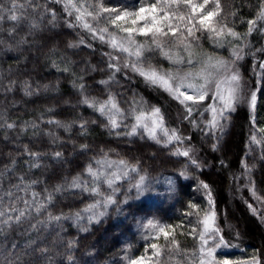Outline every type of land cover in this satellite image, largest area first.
<instances>
[{
	"label": "trees",
	"instance_id": "16d2710c",
	"mask_svg": "<svg viewBox=\"0 0 264 264\" xmlns=\"http://www.w3.org/2000/svg\"><path fill=\"white\" fill-rule=\"evenodd\" d=\"M71 1L0 0V197L5 209L9 204L24 209V201L31 205L24 223L0 235V264H125L144 253V247L153 254V264H195L202 241L190 235V226L210 212L230 251L250 250L244 264H264V0H218V7L217 0H208L202 11L217 14L206 24L211 23L220 38L224 35L225 47L212 45L215 37L209 26L198 25L195 38H185L191 48L226 62H234L233 53L238 52L241 97L222 121L223 129L205 127V117L193 116L197 112L185 120L182 112L193 109V102L178 103L136 71L129 72L116 47L104 42L106 34L118 31L116 24L107 13L97 22L87 12L93 11L92 5L99 9L124 0ZM138 1L187 13V26L195 22L189 18L190 6L182 2ZM13 4L21 7L10 12ZM12 14L18 21L10 20ZM85 23L108 33L101 40ZM229 29L238 38L229 35ZM146 40L143 55L131 64L168 66L152 38ZM85 98L89 104L83 103ZM110 99L119 109L116 128L98 110ZM209 99L210 94L195 106H209ZM139 109H159L164 129L169 135L175 130L197 152L198 163H192L191 154H174L180 139L165 145L162 131L156 133L160 143L150 139L137 126ZM133 126L137 134L126 135ZM56 152L62 156L55 158ZM106 160L136 167L145 177L146 191L137 197L121 185L104 215L89 222L85 210L99 196L90 191L88 168L95 171ZM77 177L83 184L73 188ZM39 205L44 207L37 213ZM138 215L168 223V237L150 243L137 238L132 227ZM56 216L62 218L50 219Z\"/></svg>",
	"mask_w": 264,
	"mask_h": 264
},
{
	"label": "rangeland",
	"instance_id": "374dc122",
	"mask_svg": "<svg viewBox=\"0 0 264 264\" xmlns=\"http://www.w3.org/2000/svg\"><path fill=\"white\" fill-rule=\"evenodd\" d=\"M138 2H139L138 0H124L123 2L121 1L119 4H117L116 6L112 5V6H104V7H107L110 9L115 8L120 13H123L125 11L128 13H135L139 11L141 7L149 8L151 6V5H141ZM194 4L197 5L198 3H194ZM171 8L173 7L157 6L155 11H146L142 13V16L144 17V19L136 18L137 23L135 25L132 24V19L134 18L133 16L124 17V19L117 21L115 23L118 31L115 34L114 33L106 34V37H105L106 41L104 42L107 43V45L109 44L108 46L111 48L113 47L111 46L113 38L115 39V43L118 45L115 48L116 50H114L116 52L117 58L121 60L123 65L128 64L129 65L127 67L129 69L128 71L132 72L131 63L132 61L137 62L138 58L134 54H130V53L135 52L136 44L143 45L144 47V42H145L144 40H146L147 37L152 38V33L150 32L147 35H145V34L140 33L139 31H136L130 35L129 33L123 31V29L127 27L139 29L141 27H144L145 25L151 26L152 18L153 16H155L156 26L162 28L164 32H167L166 36L157 34V37H156L157 40L162 43L164 51L172 55L173 59L178 58L182 62L173 63V60L167 59L165 55L163 54V52L161 51L162 55L168 60V66H161V67L154 66L152 67V69H156L160 74L172 73L173 75H178L181 77L185 76V74L187 73H192L193 75L188 77V82L196 85V88H199L201 85H203L204 88L207 89V95L210 94V99L207 102L208 104H206L209 106H205L208 108L203 107L202 109L198 110L199 106H195L194 104V108L192 109L191 113L192 112L194 113L197 112V113L193 116L198 115V117L202 119L205 117L206 122H204L203 124L205 127H210L209 126L210 122L213 120V116L216 115L211 111V108L215 107L217 109V113H220V115L216 116L219 123L221 124L223 120L226 122V120H228V116H226V114L234 108L235 102L241 97L242 83L240 82V79H239V88L235 93L237 99L232 101L231 108H224V101L228 99L229 94H230V89L235 87L234 83L229 82L230 76L232 74L239 73V71L235 67L236 65L235 62L237 59H235L234 62H228V61L226 62L223 58H220L218 56H214V55L211 56L208 54L201 53L199 51V48L197 47L191 48L190 46L188 48H185V44H188V41L185 40L186 36H188L187 31L183 29V27H181L179 24H177L179 22H177L175 18L177 17L179 18L181 16L185 17L184 19H181V23L188 28L191 26V28H193V31H196L198 29V25H200L199 19L201 18L202 15H206L207 11L206 12L202 11V9H200L199 7L197 8L195 12H193L192 9H190V12L188 11L190 13L189 18L194 20L195 22L192 24L193 26L191 24H189L190 26H187L188 23L185 22L187 13H184L182 11H179L177 13L174 11V9H171ZM165 13L168 14L167 17H165ZM106 16L111 18L115 16V13H107ZM194 16L196 17V20ZM209 20H207L206 22L208 23ZM208 26L211 29L213 25L210 23V25L208 24ZM170 28L175 30V36L172 34V31L169 30ZM217 32H218L217 30L216 32H212L213 36L215 37V39L212 41V45H214L215 48L219 49V48L225 47L226 41L228 40L223 39L224 35L222 38H220L219 36L220 34L217 35L216 34ZM173 36L176 38L175 40L173 39L170 40L168 38V37H173ZM130 40L133 41L134 43L129 48ZM121 46L125 48H129V51L122 52ZM231 51H233V48H231ZM218 61L225 62L228 65V71H225L223 67L218 66V63H217ZM138 66L144 68L145 70L149 69V68H145L142 65H138ZM197 74H200V75H197ZM177 82L178 81H172V80L169 81V83L173 85V88H175V85ZM218 83L220 84L219 93L220 95L224 97V100H220L216 96V93H217L216 85ZM152 85L161 89L164 93H166L170 98H172L176 102L181 103L180 100L176 99L173 94H171L169 91H166L165 88L161 86L160 84H152ZM180 91L185 92L187 95H192L194 97L198 95L196 89H189L186 86H182L180 88ZM180 99L182 100L183 97H181ZM111 101L112 103H114L113 100ZM108 102L109 100L101 104V105H105V104L107 105L104 114L108 117L113 116V118H115L116 120V117L119 115V109L117 108V106L116 108H113L112 103H108ZM188 102H193V101H185L184 103H181V104H187ZM200 102H203V101H200ZM101 105H99L98 108ZM152 113L153 111L147 112V110L139 109L135 117L138 115L142 116L143 123L147 124L149 127H152L153 120H158L160 118L159 115L153 116ZM182 114H183V118L187 120L190 113L185 111V112H182ZM223 128L224 126L222 127V129ZM212 129H215V128H212ZM160 132H161V129L157 128L156 133H160ZM180 141H179L180 143L178 144L177 148L174 151V154H177L178 152L182 153L183 151L188 150L189 154H191L189 159H192V161L194 160L198 163V159L200 160V158L198 157L197 152L187 147L186 144H184L183 138H180ZM120 162L121 161L106 160V161L101 162L99 166L97 167V169H95V171H92L93 173H96V176L95 177H93L92 175L90 176V179H91L90 191L92 193L97 194L99 197L93 203V204H96L97 207H95L94 209H91L90 211H86L89 217H93V214H95V216H98L99 213L104 212V210H106L111 204V203H108V197H111L113 201L114 194H116L119 191V189L121 188V185L125 184V189H128V194H131L132 191L136 192V189L133 187V185L139 181V178L141 175H139L138 170L135 172L131 170L134 166H129L125 163L121 164ZM125 173L127 174L125 175ZM113 174L120 176V179H115ZM108 179L113 180L111 187H109L107 183ZM103 187L107 189V191L106 190L103 191L102 190ZM93 189H95V191H93ZM87 209H89V207ZM259 209L260 208H258V211H260ZM209 214H213V212H210ZM200 216L201 218L199 219ZM200 216L197 218L198 224H196V226L195 225L190 226V228L193 230L190 235L196 236L199 240H200V234L203 232V219L205 215L203 216L201 214ZM263 218H264V215H263ZM149 221H152L154 224H156L157 228L153 229V228L146 227ZM161 227L164 228L165 231H167L169 235V231L171 230L172 227L168 223H165L157 218H154L153 216L138 215L136 221L133 223L132 229H133V232L136 234L137 238L141 239L143 242L150 243L151 241L158 239L159 237L163 235L159 231V228ZM213 227L216 228L215 216H214ZM217 236L220 237L219 233H217ZM198 244H200V246H197V252L199 253H198V258L195 264H200V259H205V264H208V259L205 258L208 246L203 245L202 242ZM209 244H211V241L209 242ZM145 250H147V247L146 248L144 247L143 249L144 253L140 254L138 257L133 258L131 260H126L125 264H130L132 260H141V258H143L141 260V264H153L152 263L153 254L151 252L146 253ZM159 250L160 248H157V252ZM250 255H251L250 250L233 252V251H230V249L225 246L215 248L212 253V256L215 259V264H222V261L224 260H228L230 264H244L246 261H248L249 258L247 257ZM129 258H130V255L127 256V259Z\"/></svg>",
	"mask_w": 264,
	"mask_h": 264
},
{
	"label": "snow or ice",
	"instance_id": "6c2138e0",
	"mask_svg": "<svg viewBox=\"0 0 264 264\" xmlns=\"http://www.w3.org/2000/svg\"><path fill=\"white\" fill-rule=\"evenodd\" d=\"M71 2V0H69V3ZM184 3L188 6L191 7L192 11L195 12L197 10V8L199 7L200 9H204V6L208 3V0H204V4L201 5H195L193 4L192 0H165L166 4L169 3H175V4H180V3ZM218 0H217V7H218ZM21 6L20 5H16L13 4L11 9H9V11H15L17 9H19ZM73 7H75V5H73ZM92 7L93 11L87 12L88 16H93V19L96 20L97 22L100 21V19L104 18L103 17V13H115L114 17L109 18L110 19V23L115 24L117 21H120L122 19H124V17L127 16H133L134 18L132 19V24L135 25L137 23V19H144V17L142 16V13L146 12V11H155L157 8V5L154 3L152 4L149 8H145V7H141L139 9V11L135 12V13H128V12H123L120 13L117 9L115 8H107V7H103V5L101 4L99 6V9L96 8V6L92 5L90 6ZM4 9L2 6H0V12H3ZM77 11H79V9H77ZM95 12V15H93V13ZM217 13L214 11H207L206 15H202L201 18L199 19V24L202 25L205 28H208V25L205 23L207 20L211 19L214 15H216ZM54 15V14H53ZM167 13H165V17H167ZM10 20L11 21H18V17L14 14L10 15ZM180 19H184L185 17L181 16L179 17ZM75 19L77 21L81 20V15H77L75 17ZM260 19L264 20V10L261 11L260 14ZM3 20V16H0V21ZM250 23H255V22H250ZM86 29H88L89 32H91L93 34V36H96L97 32L100 33L99 38L101 40L104 39L103 33L107 32L108 29L107 28H103V29H96L94 30L92 28L91 25H89L88 23H85L83 25ZM33 27H36V25H33ZM170 31H172V34L175 36V30L174 29H169ZM123 31L129 33L130 35L136 31H139L142 34L147 35L148 33H152V43L156 46V48L160 49L163 54L165 55V57L167 59L173 60V63H181L182 61L177 59H173L172 55H170L168 52L164 51L163 49V45L160 41L157 40V34L162 35V36H166L167 32H164V30L160 27L156 26V17L153 16L152 18V25L148 26L145 25L144 27H141L139 29H135L132 27H127L124 28ZM187 31V35L188 36H193L194 37V33H193V28L189 27L186 29ZM211 31L216 32L215 29H211ZM217 35L221 34L219 32L216 33ZM228 34L233 36V37H237L238 38V34L235 32H232L230 29L228 30ZM0 43H2V41H0ZM133 41H129V48L133 45ZM112 46L113 47H117L118 45L115 43V39L113 38L112 41ZM190 45L185 44V48H188ZM129 48H125L121 46V51L122 52H128ZM135 52L134 53H130V54H134L139 61V58L143 55L142 49H143V45L140 44H136L135 45ZM233 55L236 56L237 59H239V55L238 52L234 51ZM218 66L223 67L225 69V71H228V65L223 62V61H218ZM128 64H125L124 67H128ZM109 67H115L116 71H120V68L110 64ZM132 70L138 72L141 76H144L146 80H148L150 83L152 84H160L161 86H163L165 88L166 91H169L171 94H173L175 96L176 99L180 100L181 103H184L185 101H193V103H198L200 101H204L206 96H207V89L204 88L203 85H201L199 88H196V85H194L193 83L188 82V77L192 76V73H187L185 74V76L181 77L178 75H173L172 73H166V74H160L156 69H152L149 68L148 70H145L144 68L138 66V63H133L131 65ZM200 75V74H197ZM167 77V78H165ZM178 81L175 85V88H173V85L169 83V81ZM230 83H234L235 87L230 89V94L227 100L224 101V108H231L232 107V101L236 100L237 97L235 95L236 91L239 88V76L238 74H232L230 76ZM182 86H186L189 89H196L198 95H196L195 97L192 95H187L185 92H181L180 88ZM217 87V93L216 96L220 99V100H224V97L222 95H220L219 93V88H220V84L218 83L216 85ZM183 97V99L181 100L180 98ZM256 101V96L255 94L251 95V103L254 105ZM83 103L85 104H89V100L87 98H85L83 100ZM108 103H112L111 99L109 100ZM93 108H96V102H92V104L90 105ZM107 105H101L99 107V111L103 114L105 112ZM112 107L116 108V105L114 103H112ZM118 111V109H117ZM192 108L189 107L188 108V112L191 113ZM211 111L216 114L213 116V120L210 122V127L211 128H222L223 125H221L219 123V121L217 120L216 116L220 115V113H217V109L215 107L211 108ZM159 113V109H154L153 110V116H158ZM110 119V124L112 128H116L119 127V125L117 124V121L112 118L109 117ZM136 121H137V126L143 127L145 132L147 133L148 137L152 140H155L157 143H160V139L157 137L156 135V129L160 128L161 131L163 132V135L165 137H167V140L164 142L165 145H167L168 143H171L173 140H179L180 137L175 133V131L172 132L171 135H169L168 130L164 129L162 126V118H159L158 120H153L152 127H149L147 124L143 123L142 121V116H136ZM137 126H133L131 128V131L126 133V135H136L137 134ZM7 127H12V125H7ZM83 127V126H82ZM86 147V146H85ZM30 155H35L33 153H29ZM177 154L179 155H183L185 157L189 156V151L185 150L182 153L178 152ZM62 156V153L60 152H56L55 153V158H60ZM121 164H124L123 161L120 162ZM192 163H196V161H192ZM133 172L137 171L136 168H132L131 169ZM88 172L90 175H92L93 177L96 176V173H93L91 170V167L88 168ZM127 173H125L126 175ZM115 179H120V176L113 174ZM144 181H145V177L144 176H140L139 181L133 185V187L136 189L137 192V197L143 195L146 191L145 187H144ZM107 183L109 185V187L112 186L113 180L112 179H108ZM83 184V181H81L79 179V177L73 179V181L71 182V187L76 188V187H81ZM205 188H207V185H204ZM59 190V189H58ZM93 191H95V189H93ZM11 195V194H9ZM114 201H112L111 197H108V203H112ZM25 204V208L24 209H18L16 208L14 205L9 204L8 208L5 209L4 205H3V198L0 197V235H3L9 228L20 225L22 223L25 222V217L26 214H30L27 212V210L31 207V205L29 204L28 201H24ZM44 207V205H39L38 207H36V212L39 213L41 211V209ZM95 207H97L96 204H93L91 206H89V209H86L85 211H90L91 209H94ZM194 207V206H193ZM14 214V215H13ZM104 213L101 212L99 213V216H103ZM80 214L77 213L76 214V218L79 219ZM95 217V214H93V217H89V222H92V219ZM62 217L60 216H56V217H50V219H55L57 221H59ZM64 218H68V217H64ZM213 223H214V214H205V217L203 219V232L200 234V240L202 241V244L207 247V251H206V257L208 259V264H215V259L212 256V253L214 251L215 248H219L222 246H227V244L223 241V237H218L217 233H218V229L213 227ZM146 227L148 228H157V225L154 224L152 221H149L148 224L146 225ZM159 231L167 238L168 237V232L165 231L164 228H159ZM211 241V244H209V242ZM151 247L153 249L157 248L156 244H152ZM156 255H159V252L156 253ZM143 258H141L142 260ZM141 260H132L130 262V264H141ZM200 264H205V259H200ZM222 264H230V262L228 260H224L222 261Z\"/></svg>",
	"mask_w": 264,
	"mask_h": 264
}]
</instances>
